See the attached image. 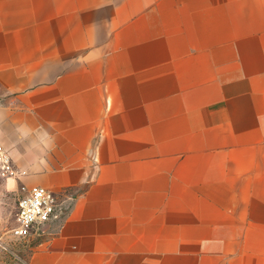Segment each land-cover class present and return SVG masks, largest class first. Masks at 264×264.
Instances as JSON below:
<instances>
[{"label": "crops", "instance_id": "obj_1", "mask_svg": "<svg viewBox=\"0 0 264 264\" xmlns=\"http://www.w3.org/2000/svg\"><path fill=\"white\" fill-rule=\"evenodd\" d=\"M0 143L29 264H264V0H0Z\"/></svg>", "mask_w": 264, "mask_h": 264}, {"label": "rangeland", "instance_id": "obj_2", "mask_svg": "<svg viewBox=\"0 0 264 264\" xmlns=\"http://www.w3.org/2000/svg\"><path fill=\"white\" fill-rule=\"evenodd\" d=\"M12 179L0 173V264H29L37 245L46 236L49 222L33 228L25 237L14 236L18 202L26 193Z\"/></svg>", "mask_w": 264, "mask_h": 264}, {"label": "built area", "instance_id": "obj_3", "mask_svg": "<svg viewBox=\"0 0 264 264\" xmlns=\"http://www.w3.org/2000/svg\"><path fill=\"white\" fill-rule=\"evenodd\" d=\"M0 173L3 177L14 178L16 173L11 159L0 143ZM59 196L46 188L33 187L18 202L17 226L12 230L16 237H25L35 227L55 219L59 212Z\"/></svg>", "mask_w": 264, "mask_h": 264}]
</instances>
